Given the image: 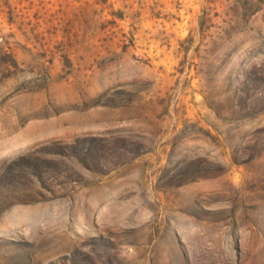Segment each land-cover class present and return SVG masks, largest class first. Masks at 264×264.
Segmentation results:
<instances>
[{
	"label": "rangeland",
	"instance_id": "374dc122",
	"mask_svg": "<svg viewBox=\"0 0 264 264\" xmlns=\"http://www.w3.org/2000/svg\"><path fill=\"white\" fill-rule=\"evenodd\" d=\"M0 264H264V0H0Z\"/></svg>",
	"mask_w": 264,
	"mask_h": 264
}]
</instances>
